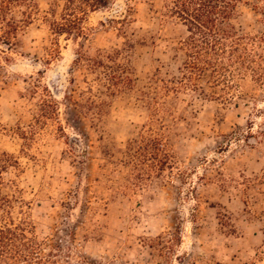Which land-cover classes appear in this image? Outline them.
<instances>
[{
    "label": "rangeland",
    "instance_id": "374dc122",
    "mask_svg": "<svg viewBox=\"0 0 264 264\" xmlns=\"http://www.w3.org/2000/svg\"><path fill=\"white\" fill-rule=\"evenodd\" d=\"M36 1L21 47L0 45V153L19 163L4 174L3 193L17 197V222L55 254L64 248L59 264H264V81L246 74L225 94L202 79L213 98L169 90L186 60V28L164 0L139 1L127 36L136 86L104 98L111 107L97 123L69 100H85L89 85L102 89L74 64L76 51L124 48L110 22L125 14V0L90 15L88 40L61 37L49 64L43 17L53 0ZM239 1L237 29L264 36V0ZM46 95L57 114L40 119ZM150 134L162 145L136 153L138 169L124 165L128 141Z\"/></svg>",
    "mask_w": 264,
    "mask_h": 264
},
{
    "label": "trees",
    "instance_id": "16d2710c",
    "mask_svg": "<svg viewBox=\"0 0 264 264\" xmlns=\"http://www.w3.org/2000/svg\"><path fill=\"white\" fill-rule=\"evenodd\" d=\"M111 1L114 0H53L49 12L43 17L53 36L51 47L47 49L46 63L49 64L60 57L61 37L67 40H88L91 29L86 27V23L90 15L108 9ZM139 1L143 0H125V14L110 22L119 26L117 29L121 37L126 39L123 49L109 52L98 50L91 53L80 47L76 51L74 64L95 75L94 82L102 89L94 93L93 86L87 83V92H82L83 98L86 97L85 100L82 99L84 101H75L72 98L69 100L80 111L79 115L91 112L97 123H102L103 117L111 107L107 99L132 91L136 86V76L127 58V52L134 48V44L127 36L134 22L133 16ZM239 2L164 0L163 8L167 14L177 19L187 32L183 43L186 60L179 69L180 76L175 79L173 87H168L169 90L172 89L175 93L200 91L204 97L213 98L214 96L206 95L201 87L202 79L207 78L211 86H221L225 94L236 87L235 79L246 74H251L258 82L264 81V57L259 52L261 44L264 43V36L252 37L237 29L234 21L239 14ZM255 8L260 10L258 5H255ZM39 12L36 0H0V45L11 52L21 47L22 34L33 24ZM46 93L50 94L47 89ZM46 96L49 100L42 101L40 119H48L57 114V101L51 95ZM46 109L55 112H47ZM20 132L21 139L29 141L28 134L22 130ZM160 145V139L152 134L142 136L139 141H128L122 163L138 169L136 153L141 152V157L151 146L156 150ZM18 165L13 155L0 153V264H59V258L68 257L65 249L58 246L56 252L59 254H55L54 250H49V239L39 240L32 225L26 221L17 222V197L3 193L6 188L4 174L9 168H16ZM164 239L162 236L158 241Z\"/></svg>",
    "mask_w": 264,
    "mask_h": 264
}]
</instances>
